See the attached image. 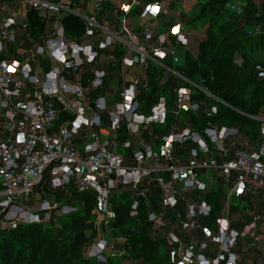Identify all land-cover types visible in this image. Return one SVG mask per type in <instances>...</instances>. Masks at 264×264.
<instances>
[{"label":"built area","instance_id":"2783aa9c","mask_svg":"<svg viewBox=\"0 0 264 264\" xmlns=\"http://www.w3.org/2000/svg\"><path fill=\"white\" fill-rule=\"evenodd\" d=\"M93 3L95 13L63 0H0V234L55 223L76 211L70 193L93 191L101 230L84 256L120 257L124 238L110 225L121 187L132 194L131 215L156 198L148 221L152 236L167 240L170 264H264V113L254 116L255 137L212 120L224 102L176 69L179 50L194 53L190 27L181 18L166 29L152 24L170 15L171 0ZM134 8L136 29L127 23ZM70 13L85 21L77 40L62 24ZM257 70L264 78V66ZM152 77L174 83L172 95L153 94ZM191 113L205 117L201 129Z\"/></svg>","mask_w":264,"mask_h":264},{"label":"trees","instance_id":"16d2710c","mask_svg":"<svg viewBox=\"0 0 264 264\" xmlns=\"http://www.w3.org/2000/svg\"><path fill=\"white\" fill-rule=\"evenodd\" d=\"M229 2L203 0L198 3V19L203 22L204 35L197 39L196 55L180 50L183 60L176 69L207 87L224 102L219 104L212 120L228 126L237 125L246 136L255 137L258 120L254 116L264 113V78L258 76L257 66H264V60L254 63L248 50H264V0H244L241 14L228 9L226 4ZM135 8L133 11L137 12ZM180 16L190 26L195 21L184 13ZM104 17L109 19L107 15ZM29 20L32 27L43 31L45 23L36 13H31ZM62 24L67 35L76 40L86 30L84 19L72 13L62 17ZM251 27H260L258 34H249L247 29ZM236 52L242 56L241 64L235 61ZM166 62L171 64L170 57ZM156 69L150 68L153 72ZM151 85L153 94L172 95L174 83L160 84L152 77ZM200 97H203L201 93L194 99ZM189 117L194 129L203 127L204 116L199 121L200 117L192 113ZM172 119L173 116L169 115V121ZM123 190L118 187L112 194L111 203L116 216L110 227L114 238H124V242L115 244L124 255L111 256L103 263L84 256L85 247L98 238L101 230L92 214L97 194L73 191L66 200L77 208L76 211L60 216L55 223L17 224L4 229L0 234V264H170L167 240L152 236L148 221L149 207L156 204V198L149 196V204L141 199L137 213L131 215L133 197L128 189ZM207 199L214 202L216 212L220 196L212 192Z\"/></svg>","mask_w":264,"mask_h":264},{"label":"crops","instance_id":"0c3cea01","mask_svg":"<svg viewBox=\"0 0 264 264\" xmlns=\"http://www.w3.org/2000/svg\"><path fill=\"white\" fill-rule=\"evenodd\" d=\"M63 1L70 3L76 9H78L80 11L95 13V9L93 7L94 6L93 5L94 0H63ZM125 1H129V0H102L104 8H108V7L114 8L116 6V4H118L119 2H125ZM12 5H13V9H15L18 5V1L12 2ZM171 5H172V10H171L170 15L164 16V17L160 18L159 20L154 21L152 23L154 27H162V28L166 29L168 26L171 25V23L176 22L177 20H179V18H181L180 14L183 13L181 11L182 8L180 9L181 0H171ZM134 14H136V12L128 17L127 23L130 27H132L133 29H136L139 26V24L137 21V17ZM111 25L113 27H116L118 25V20L116 17H111ZM180 53H181V51H180Z\"/></svg>","mask_w":264,"mask_h":264},{"label":"rangeland","instance_id":"374dc122","mask_svg":"<svg viewBox=\"0 0 264 264\" xmlns=\"http://www.w3.org/2000/svg\"><path fill=\"white\" fill-rule=\"evenodd\" d=\"M197 1L198 0H181V5H180V9L182 8L181 11L183 13H185L188 17H192L195 19V21L193 22V24H191V26L187 24L191 29V33L193 34L194 44H193L192 51L194 52L195 55L197 53V45H196V42L198 41L197 39L201 38L204 35V31H205L203 22L200 19H198L199 9L197 7V5H199L198 3L203 0H199L198 2ZM257 1L260 2L261 0H257ZM230 2L241 6L244 3V0H230ZM247 30L248 31L254 30V28L251 27L250 29H247ZM249 34H252V36L253 35L255 36L258 33H249ZM248 51L254 63L264 60V50L263 49L254 50V51L249 49ZM242 60L243 59H242L241 54L239 52H236L235 53L236 63L241 64Z\"/></svg>","mask_w":264,"mask_h":264}]
</instances>
